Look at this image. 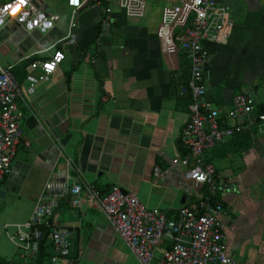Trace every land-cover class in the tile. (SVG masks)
Instances as JSON below:
<instances>
[{
	"label": "crops",
	"instance_id": "1",
	"mask_svg": "<svg viewBox=\"0 0 264 264\" xmlns=\"http://www.w3.org/2000/svg\"><path fill=\"white\" fill-rule=\"evenodd\" d=\"M36 1L54 17L50 30L26 32L12 21L0 28V66L12 65L20 89L16 105L23 115L11 171L0 178L2 201L8 196L24 198L33 208L46 179L65 170L64 155L77 169L76 179L92 184L100 195L119 186L144 206L168 214L192 204L195 185L184 179L183 168L174 162L182 154L178 137L188 118L189 97L184 95L188 71L184 54L169 41L170 29L185 27L192 12L175 19L171 12L174 27L163 22V14L194 0H142L141 17L127 16L114 5L107 17L98 6L82 7L70 43L54 46L63 53L62 60L28 93L27 81L16 73L18 67L25 65V71L29 62L48 57L52 50L44 48L66 33L70 14L65 0ZM222 1L230 4V34L224 43L203 45L209 53L205 98L225 110L240 89L264 99V0ZM66 134V145L61 147L58 139ZM205 159L227 185L214 196L222 206L218 218L227 253L244 264H261L264 133L253 139L238 133L215 146ZM154 167L160 171L155 179ZM80 197L79 207L62 198L46 218L47 233L58 227L68 231L67 257L75 264H138L83 190ZM49 243L46 235L45 254L38 255V264H50ZM166 245V239L158 243L151 264H162ZM36 254L19 264H32ZM56 259V264H63Z\"/></svg>",
	"mask_w": 264,
	"mask_h": 264
},
{
	"label": "built area",
	"instance_id": "2",
	"mask_svg": "<svg viewBox=\"0 0 264 264\" xmlns=\"http://www.w3.org/2000/svg\"><path fill=\"white\" fill-rule=\"evenodd\" d=\"M14 2L0 0V8ZM65 3L70 9L66 33L44 48L45 51L52 50L48 57L26 65L24 79L27 81L28 93L36 82L46 80L62 60L63 53L54 46L60 41L70 43L79 9L98 6L105 17L113 5L122 9L127 16L141 17L144 13L142 0H65ZM187 10L192 12L189 23L176 31L171 28L169 41L182 51L187 63L185 85L189 91L188 118L178 137L183 153L174 162L183 168L184 179L195 185L194 202L168 214L165 210L144 206L133 193L119 186H112L106 194L100 195L95 186L76 179L77 169L74 170L71 160L61 154L65 170H56L46 179L43 192L28 220L13 225L15 230L11 236L5 231L8 240L22 253L29 256L36 253L42 235L40 226L46 224L45 218L57 207L59 200L67 196L69 205L79 207L83 190L138 264H151L153 251L162 239L168 241L162 251V264H244L232 259L227 253L222 224L218 218L222 206L214 198L216 192L225 190L227 185L205 158L215 146L228 142L238 133L248 134L251 139L264 133V99H259L245 88L231 97L230 107L225 110L206 100L204 68L209 53L203 42L224 43L233 20L228 3L222 0H194L184 7L174 5L166 9L163 22L174 27L176 23L172 22L171 12L175 19L176 15ZM0 18L3 19V25L12 21L26 32L44 33L54 24V17L36 0H28L15 18L7 13ZM11 67L0 66V177L10 172L14 148L22 136L20 123L23 115L16 105L20 89ZM159 174V169L154 167L153 178ZM67 232L58 228L48 232L54 252L49 259L50 264H56V258H61L63 264H75L67 257Z\"/></svg>",
	"mask_w": 264,
	"mask_h": 264
},
{
	"label": "rangeland",
	"instance_id": "3",
	"mask_svg": "<svg viewBox=\"0 0 264 264\" xmlns=\"http://www.w3.org/2000/svg\"><path fill=\"white\" fill-rule=\"evenodd\" d=\"M42 1L49 2V0ZM147 1L149 3L152 2V0ZM32 205V202L24 198L17 199L15 196H8L3 201L0 198V264H19L22 260L24 261V257L21 256V250L8 240L5 231L11 236L15 230L11 225H15V222L26 220L30 210H32ZM3 223H5V226H2Z\"/></svg>",
	"mask_w": 264,
	"mask_h": 264
},
{
	"label": "clouds",
	"instance_id": "4",
	"mask_svg": "<svg viewBox=\"0 0 264 264\" xmlns=\"http://www.w3.org/2000/svg\"><path fill=\"white\" fill-rule=\"evenodd\" d=\"M27 2H28V0H15V2H14V4H7L4 8H0V16H2L4 13H7L10 17H12V18H15L16 16H17V14L22 10V8L23 7H25L26 6V4H27ZM23 19V18H22ZM0 27H3V19L2 18H0ZM187 64V63H186ZM206 86V85H205ZM233 96V95H232ZM204 97H205V93H204ZM189 100V99H188ZM207 100V99H206ZM209 101V100H208ZM210 102V101H209ZM211 103V102H210ZM214 106V105H213ZM11 171V170H10ZM9 174V173H8ZM4 176H6V175H4ZM3 176H1L0 178H2ZM67 197V196H66ZM68 198V197H67ZM62 199V198H61ZM60 199V200H61ZM59 200V201H60ZM59 203V202H58ZM35 205V204H34ZM58 206V205H57ZM34 207V206H33ZM33 209V208H32ZM55 209V208H54ZM53 209V210H54ZM53 210H52V212H53ZM31 212H32V210H31ZM51 212V213H52ZM51 213H50V215H51ZM31 214V213H30ZM50 215H48L46 218H48ZM30 216V215H29ZM46 218H45V222H46ZM28 220V219H27ZM26 220V221H27ZM24 223V222H23ZM11 226H13V225H11ZM44 227L45 226H48V223L46 222V224L45 225H43ZM9 227V226H8ZM8 227H6V228H8ZM52 229H55V228H51L49 231H51ZM58 229H62L61 227H58ZM47 235H48V233H47ZM40 240V239H39ZM19 249V248H18ZM53 250V249H52ZM53 254H54V252H53ZM52 254V255H53ZM21 255H25L26 257H28L29 255H27V254H25V253H22V251H21ZM34 255V254H33ZM31 256V255H30Z\"/></svg>",
	"mask_w": 264,
	"mask_h": 264
},
{
	"label": "trees",
	"instance_id": "5",
	"mask_svg": "<svg viewBox=\"0 0 264 264\" xmlns=\"http://www.w3.org/2000/svg\"><path fill=\"white\" fill-rule=\"evenodd\" d=\"M24 67H25V65H23V64H21L19 67H18V70L19 71H16V73H21V75L22 76H24V73H25V71H24ZM15 73V72H14ZM185 90H186V92H185V94L184 95H186L187 96V98L189 97V91H188V89H187V87H186V85H185ZM247 135V137L249 138V136H248V134H246ZM182 152V151H181ZM183 153V152H182ZM40 229H41V232H42V235H41V238H40V240L38 241V248H37V251H36V256H35V258L33 259V263L32 264H38V260H40L39 259V257H38V255L39 254H41V253H44L43 252V248H44V246H43V244H44V239L46 238V235H47V230H48V228H46V227H44V226H40ZM50 245H51V243H49ZM45 254V253H44ZM48 255V254H47ZM22 257H24V260H26V259H28L25 255H21ZM41 256V255H40Z\"/></svg>",
	"mask_w": 264,
	"mask_h": 264
},
{
	"label": "water",
	"instance_id": "6",
	"mask_svg": "<svg viewBox=\"0 0 264 264\" xmlns=\"http://www.w3.org/2000/svg\"><path fill=\"white\" fill-rule=\"evenodd\" d=\"M53 134L57 136V131H56V129H53ZM68 137H69L68 134L59 137V139H58V144H59L61 147H64V146L66 145V142H67ZM0 197H2V190H0ZM11 264H16V263H11Z\"/></svg>",
	"mask_w": 264,
	"mask_h": 264
},
{
	"label": "flooded vegetation",
	"instance_id": "7",
	"mask_svg": "<svg viewBox=\"0 0 264 264\" xmlns=\"http://www.w3.org/2000/svg\"><path fill=\"white\" fill-rule=\"evenodd\" d=\"M228 5H229V8H230V4L228 3ZM230 12H231V9H230Z\"/></svg>",
	"mask_w": 264,
	"mask_h": 264
}]
</instances>
